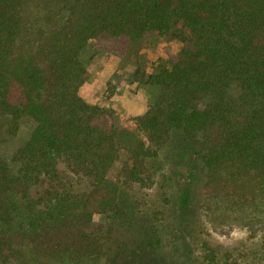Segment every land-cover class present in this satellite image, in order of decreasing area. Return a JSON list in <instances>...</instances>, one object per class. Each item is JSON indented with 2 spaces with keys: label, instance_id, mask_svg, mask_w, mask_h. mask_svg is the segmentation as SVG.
Segmentation results:
<instances>
[{
  "label": "trees",
  "instance_id": "1",
  "mask_svg": "<svg viewBox=\"0 0 264 264\" xmlns=\"http://www.w3.org/2000/svg\"><path fill=\"white\" fill-rule=\"evenodd\" d=\"M148 33L183 46L147 75L159 91L136 121L152 145L138 146L129 177L141 181L144 158L181 130L206 168L205 209L236 211L264 249V0H0V117L35 121L15 176L0 156V264L104 254L93 220L124 216L107 177L118 147L108 111L79 93L80 53L91 39L124 51ZM204 258L219 264L210 248Z\"/></svg>",
  "mask_w": 264,
  "mask_h": 264
},
{
  "label": "rangeland",
  "instance_id": "2",
  "mask_svg": "<svg viewBox=\"0 0 264 264\" xmlns=\"http://www.w3.org/2000/svg\"><path fill=\"white\" fill-rule=\"evenodd\" d=\"M126 46L122 51L116 42L91 39L80 53L87 79L79 93L108 111L103 124L116 132L118 158L107 177L119 184L118 204L124 211L122 218L94 216L93 228L104 240L105 252L86 258L84 264H209L204 258L209 248L219 264H264L260 234L252 236L236 211L227 208L216 219L205 209L206 168L181 130L175 129L156 155L144 158L141 181L129 177L138 146L152 145L136 121L159 91L146 82L147 75L170 66L183 43L148 33ZM100 61L112 68L101 67L98 73L93 66ZM230 91L240 95L236 86ZM34 127L27 115L17 127L8 116L0 117V156L13 176L20 168L13 155ZM74 183L79 190L91 188L86 179Z\"/></svg>",
  "mask_w": 264,
  "mask_h": 264
},
{
  "label": "crops",
  "instance_id": "3",
  "mask_svg": "<svg viewBox=\"0 0 264 264\" xmlns=\"http://www.w3.org/2000/svg\"><path fill=\"white\" fill-rule=\"evenodd\" d=\"M98 63L99 64L97 66H93V67H95L97 69L98 73L103 72V71H100V69H102L101 67H103V69H106L107 71H108V69L112 68V65L109 62L108 63H103V62L100 61ZM100 82H101V80H100ZM89 101H91V100L89 99ZM145 111H146V109H144L143 111H140L139 114H143Z\"/></svg>",
  "mask_w": 264,
  "mask_h": 264
}]
</instances>
